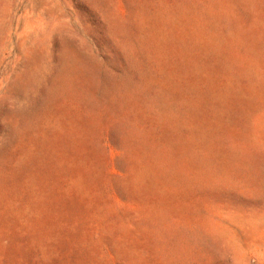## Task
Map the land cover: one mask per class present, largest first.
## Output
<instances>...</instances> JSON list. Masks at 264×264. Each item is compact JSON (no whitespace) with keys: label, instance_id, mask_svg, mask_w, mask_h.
Listing matches in <instances>:
<instances>
[{"label":"rangeland","instance_id":"obj_1","mask_svg":"<svg viewBox=\"0 0 264 264\" xmlns=\"http://www.w3.org/2000/svg\"><path fill=\"white\" fill-rule=\"evenodd\" d=\"M0 264H264V0H0Z\"/></svg>","mask_w":264,"mask_h":264}]
</instances>
